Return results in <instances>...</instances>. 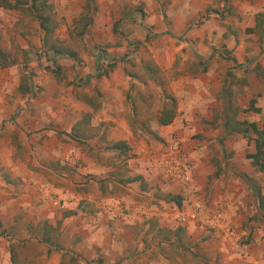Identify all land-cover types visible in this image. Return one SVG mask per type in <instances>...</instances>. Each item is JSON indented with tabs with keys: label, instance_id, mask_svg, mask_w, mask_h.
<instances>
[{
	"label": "crops",
	"instance_id": "1",
	"mask_svg": "<svg viewBox=\"0 0 264 264\" xmlns=\"http://www.w3.org/2000/svg\"><path fill=\"white\" fill-rule=\"evenodd\" d=\"M58 1L67 15L75 11L74 0ZM83 5L75 12L80 16ZM91 5L88 27L95 43L159 40L171 46L166 63L181 56L173 89L180 114L159 124L164 105L151 119L133 103L116 100L115 85L104 90L108 99L99 104L81 96L36 98L23 85L33 88L32 77L25 73V79L16 58L0 47L13 60L0 65V264H41L39 252L19 254L32 244L44 249L45 264H264V209L255 194L257 186L264 196V172L246 158L250 139L223 128L234 109L237 120L258 125L264 120V24L256 21L264 0H93ZM10 11L21 14L0 7L3 30L16 29ZM52 13L54 18V6ZM188 61L194 64L189 70ZM251 100L260 112L250 107ZM200 121L217 126L207 136L218 141L222 156L230 152L229 165L203 159L206 151L190 138ZM174 135L191 155L188 189L207 208L223 212L238 244L223 229L189 219L185 187L161 177L156 159ZM234 135L237 141L228 140ZM116 141H124L127 151L109 147ZM248 147L253 152L254 142ZM244 168L263 182L242 173ZM135 176L139 179L129 181ZM173 195L179 204L168 200ZM255 220V227L248 224Z\"/></svg>",
	"mask_w": 264,
	"mask_h": 264
},
{
	"label": "rangeland",
	"instance_id": "2",
	"mask_svg": "<svg viewBox=\"0 0 264 264\" xmlns=\"http://www.w3.org/2000/svg\"><path fill=\"white\" fill-rule=\"evenodd\" d=\"M96 1L94 0V2ZM52 2L56 24L55 38L58 43L75 52V59L56 57L53 60L52 55L47 54L42 47V32L38 28V24L27 16L16 11H10V19L16 22L14 24L16 29L6 26L5 30L2 28L5 23L0 17V47L9 51L16 58L17 65L15 67L19 73H27L32 77L33 91L36 93L35 96L37 95L36 98L45 96L49 101L55 102L58 101V98L66 101L81 96L89 99L92 103L99 104L108 99V93L104 90L115 85L118 91L116 100L133 103L139 114L148 116L151 119L157 116L160 107L167 102L164 92L167 95L173 94L176 100H180L174 94L173 89L181 72L177 69L181 66L179 60L181 56L176 55L173 63H170L169 60L166 63L167 54L165 50L171 47L169 44H163L159 40L148 42L137 41L136 39L119 40L116 43L109 44L95 43L91 27L87 26L84 33H79L78 19L81 13H75L77 6H82L83 3L86 4L87 0H74V7L72 8L75 11L68 13V15L58 7L61 2L58 0ZM163 6L164 4H161L160 7ZM136 9L143 11L144 7L138 4ZM91 11L88 12L90 16H92ZM1 25L3 26L1 27ZM118 26H120L119 23ZM117 27L115 26L116 30ZM13 32L20 33L19 37ZM98 36H101V34H98ZM248 47L253 48L254 45L251 43L250 46H247L246 51H249ZM102 52H104L103 57ZM262 52L264 59V50ZM111 62H115L112 68L109 66ZM157 62H160V65ZM186 65L189 70L194 64L188 61ZM51 66H58V72L51 71ZM97 68L111 69L110 76L97 78L94 76ZM261 70L264 72V68H261ZM179 114L177 111L176 116ZM197 123L194 125L195 129L190 131V133L192 132L190 138L193 139L197 149L206 151L208 158L203 159H207V164L211 165L212 163L213 166L220 161L221 164L229 165L231 163L230 152L227 151L222 156L218 141L215 140L214 142L209 138L210 136H207L209 131H214L217 126L201 121ZM182 124L183 127L189 126L187 129L191 128V124L185 123L184 120H182ZM214 138L212 137V139ZM228 140L237 141L238 136H228ZM246 142L248 144L245 145L244 152L248 153L247 148L253 144V141L250 139ZM242 173L251 176L256 183L263 182V178H257L254 171H248L244 168ZM209 203L210 201H207V205ZM256 223L257 220L248 222L254 227ZM261 223L263 222L261 221ZM243 240V242L247 241L245 238ZM24 249L26 252L20 248V255L27 256L29 250L39 252L40 263L45 264V261H42L45 260L43 259L44 249H39L36 244L26 245Z\"/></svg>",
	"mask_w": 264,
	"mask_h": 264
},
{
	"label": "trees",
	"instance_id": "3",
	"mask_svg": "<svg viewBox=\"0 0 264 264\" xmlns=\"http://www.w3.org/2000/svg\"><path fill=\"white\" fill-rule=\"evenodd\" d=\"M93 0H87L85 6V12L80 16L78 23L80 26L79 33H84L87 26L91 24L92 17L88 14L94 6L91 7ZM93 5V4H92ZM0 7L5 9H16L21 14L29 16L31 19L37 21L40 30L44 33L41 38L42 47L47 52V54L52 55L53 60L56 57H69L75 59L76 54L73 50H70L67 46L61 45L58 43L54 36L55 32V20L53 18V4L50 0H0ZM93 11V10H92ZM257 26L264 24V13H260L256 17ZM103 54V53H102ZM13 63V60H8V53L3 51L0 48V65H9ZM115 65V62L110 63L112 68ZM51 71L58 72V66H51ZM204 69V68H203ZM95 76L100 78L108 74V69L97 68ZM24 78L27 79L28 76L24 74ZM25 81V80H24ZM24 87L32 92V95L35 96L33 88L29 87L27 83L23 84ZM166 98V103L164 107L160 110L158 115L159 124H169L173 121L176 116L177 101L175 96L172 94L167 95L164 92ZM254 100H251L250 107L255 112H260V108L254 107ZM237 110H231V115L227 114L224 119L223 128L226 134L237 132L241 133L243 137L247 139H253L254 142V151L246 154V158L249 159L250 164L259 172H264V120L261 125H258L255 121H248L246 119L237 120L235 119ZM254 135L251 137L250 135ZM69 135L72 134L70 133ZM109 147L118 149L121 153L127 151L128 146L124 141H116L109 144ZM139 177H131L129 181L138 180ZM245 181H249L247 178H244ZM255 194L259 201V207L261 210L264 209V196L261 194L259 187L256 186ZM168 200L175 201L180 203V199L177 196H169ZM264 220V215H262Z\"/></svg>",
	"mask_w": 264,
	"mask_h": 264
},
{
	"label": "built area",
	"instance_id": "4",
	"mask_svg": "<svg viewBox=\"0 0 264 264\" xmlns=\"http://www.w3.org/2000/svg\"><path fill=\"white\" fill-rule=\"evenodd\" d=\"M191 164V155L184 145V140L179 136H171L165 146L164 155L160 159H156L155 165L160 170V175L166 181H180L184 189L183 198L189 207L188 218L198 220L200 223L223 229L227 236L235 240L238 244L240 240L223 215L220 209H209L200 200L195 199L192 191L188 189V184L191 182V175L188 171ZM123 215H126L127 208L123 205L117 206ZM186 217H182L181 221H185Z\"/></svg>",
	"mask_w": 264,
	"mask_h": 264
}]
</instances>
